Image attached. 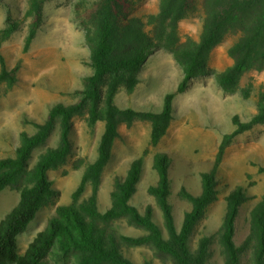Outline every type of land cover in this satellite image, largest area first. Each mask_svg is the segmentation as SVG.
I'll return each mask as SVG.
<instances>
[{
    "label": "trees",
    "instance_id": "16d2710c",
    "mask_svg": "<svg viewBox=\"0 0 264 264\" xmlns=\"http://www.w3.org/2000/svg\"><path fill=\"white\" fill-rule=\"evenodd\" d=\"M2 1V0H0ZM45 0H30L29 25L25 51H28L43 19ZM197 0H161L158 13L148 16L145 23L140 18H129L128 11L135 0H96L86 7L84 21L86 41L91 47L90 65L93 72L84 78V87L77 89L80 98L71 103L56 102L49 108L44 121L26 117L33 133L21 132V142L13 156L0 157V192L8 187L18 188L20 198L0 221V264H52L48 257L65 260L75 255L79 264H152L138 263L124 253L125 246L153 247L167 255L172 264H214L213 236L204 235L195 249L191 237L207 208L218 197L216 166L226 148L239 134L264 124V95L258 111L250 119L233 115L235 129L224 134L216 157L215 167L203 171L202 191L194 194L182 186L179 195L191 202L185 211L181 227L177 226L171 201L170 157L166 152H156L154 168L159 174L156 184L149 187L162 210L164 227L159 224L154 210L148 206L141 212L131 200L141 177L142 158L132 161L123 178H118L111 193V205L101 211L99 189L103 171L113 155L121 123L131 124L136 118L152 122L151 143L157 146L167 133L174 118L173 101L177 94L189 87L193 78L214 74L224 91L233 93L240 89L242 77L250 70L264 71V0H203L204 23L199 39L191 37L181 41L178 37L180 21L196 5ZM21 25L8 11L7 25L0 30V101L2 83L9 87L18 81L17 68H9L1 50L4 40ZM147 25L151 29H147ZM231 32L238 38L229 48L233 62L223 71L210 68L211 51ZM160 47L172 51L182 68L183 76L175 91L166 93L159 111L119 108L116 96L121 87L133 92L140 81V70L149 56ZM249 95V91L245 92ZM90 105L88 124L94 128L104 121L97 157L87 164L80 184L72 194V204H61L45 229L37 233L27 250L21 254L17 237L24 232L38 211L58 193L49 171L66 163L73 149L71 137L74 117ZM59 143L49 146L38 156L33 166L29 161L33 151L43 145L56 127ZM264 171V167H261ZM88 184L92 193L80 200ZM248 196L237 186L226 196V211L217 233L224 255V264H245L244 251L250 249L252 264H264V195L251 211L250 232L242 246L235 242L236 220ZM126 219L145 230L139 236L117 235L113 224Z\"/></svg>",
    "mask_w": 264,
    "mask_h": 264
},
{
    "label": "rangeland",
    "instance_id": "374dc122",
    "mask_svg": "<svg viewBox=\"0 0 264 264\" xmlns=\"http://www.w3.org/2000/svg\"><path fill=\"white\" fill-rule=\"evenodd\" d=\"M96 0H45L43 19L28 51L25 44L32 17L28 15L30 0L0 1V30L6 27L8 11L20 27L3 41L1 50L9 68H17L18 81L12 87L2 83L0 101V157L13 156L21 142V132H35L33 124L24 122L26 117L44 121L49 108L56 102L71 103L81 94L76 90L84 87V78L93 72L90 65L91 47L86 41L84 12ZM161 0H135L128 11L129 18H140L145 23L148 16L158 13ZM204 23L203 0H197L195 8L184 17L178 27L181 41L191 37L199 39ZM147 29L151 26L147 25ZM238 38L231 32L211 51L209 66L220 72L232 64L229 48ZM1 69V65H0ZM183 76L170 49L160 47L148 58L140 70V81L133 92L121 87L116 102L119 108L132 107L159 111L163 107L166 93L175 91ZM249 91L246 96L245 92ZM264 95V71L250 70L240 81V89L229 93L223 90L214 74L200 75L191 81L183 93L176 95L174 118L157 146L151 143L152 122L136 118L131 124L119 125L113 155L105 167L99 189V208L105 211L112 202L111 193L118 178L127 174L133 160L142 158L141 177L132 204L141 212L148 206L154 210L159 224L164 227L161 208L149 187L156 184L159 174L154 168V155L162 151L170 157L171 201L178 227L184 219L191 202L182 198L179 191L185 186L194 194L202 191L203 171L215 167L216 157L224 134L235 129L232 117L238 114L243 120L250 119L258 111L259 101ZM90 105L74 117L72 130L73 149L65 164L49 171L58 193L44 205L28 228L17 237L18 250L23 254L38 232L45 229L61 204H72V194L80 184L87 164L95 160L104 121L94 128L88 124ZM59 143L57 126L46 142L36 148L29 161L33 166L38 156L49 146ZM264 124L237 135L228 145L223 158L216 166L218 197L207 208L191 237L195 249L201 237L213 236L214 264H224V255L218 241V231L226 211V196L241 186L248 199L240 208L236 220L235 242L242 246L250 232L251 211L264 195ZM92 193L88 184L80 200ZM20 191L15 187L0 192V221L17 204ZM117 235L139 236L145 230L126 219L114 222ZM124 253L138 263L172 264V260L158 253L153 247L125 246ZM245 264H252L250 249L244 251ZM52 264H79L75 255L65 260L48 257Z\"/></svg>",
    "mask_w": 264,
    "mask_h": 264
}]
</instances>
